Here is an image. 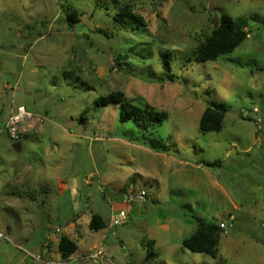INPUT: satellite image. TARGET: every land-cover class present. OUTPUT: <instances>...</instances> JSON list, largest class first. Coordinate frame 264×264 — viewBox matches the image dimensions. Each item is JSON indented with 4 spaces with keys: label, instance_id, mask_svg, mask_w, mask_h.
<instances>
[{
    "label": "rangeland",
    "instance_id": "1",
    "mask_svg": "<svg viewBox=\"0 0 264 264\" xmlns=\"http://www.w3.org/2000/svg\"><path fill=\"white\" fill-rule=\"evenodd\" d=\"M119 7L143 26L119 27ZM222 13L245 18L253 39L190 64ZM164 50L173 82L159 80ZM113 92L169 118L143 135L115 105L95 107ZM212 102L228 107L223 128L202 133ZM17 106L43 119L19 152L4 132ZM90 213L107 227L89 231ZM196 219L224 225L218 257L182 246ZM56 228L77 245L65 264L97 250L95 264H264V0H0V264H42Z\"/></svg>",
    "mask_w": 264,
    "mask_h": 264
},
{
    "label": "trees",
    "instance_id": "2",
    "mask_svg": "<svg viewBox=\"0 0 264 264\" xmlns=\"http://www.w3.org/2000/svg\"><path fill=\"white\" fill-rule=\"evenodd\" d=\"M113 15V20L123 29H139L143 26V20L131 14L127 7L117 8ZM67 19L70 22H78L76 13L72 11ZM219 25L212 29L210 34L204 38L199 46L192 50L186 60L191 63L215 62L231 54L236 48L243 44L248 36L246 31L247 20L239 17H232L222 13L219 17ZM159 63L161 66L160 81H174L173 63L176 60L175 54L171 50L159 51ZM95 107H104L106 105H115L117 107L118 121L122 124H130L143 135H153L164 121L169 118L166 111H159L145 105L144 107L136 106L129 102L122 93L113 92L106 97L95 100ZM228 107L223 102H212L208 105L198 122V129L202 133H217L223 128V122ZM20 142V141H19ZM149 148L157 152H165L164 145L158 141L149 140ZM145 144V142H144ZM168 150V149H167ZM30 199L36 198V192L31 191L28 194ZM27 198V197H26ZM196 228L194 232L182 241V246L192 253H203L212 258L219 256V241L223 235V230L214 222H206L200 219L195 220ZM89 231L97 232L107 227L104 218L97 214L91 213L88 223ZM154 241H147L148 252L152 250ZM77 250V245L69 237L61 235L58 239V252L61 261H68Z\"/></svg>",
    "mask_w": 264,
    "mask_h": 264
},
{
    "label": "built area",
    "instance_id": "3",
    "mask_svg": "<svg viewBox=\"0 0 264 264\" xmlns=\"http://www.w3.org/2000/svg\"><path fill=\"white\" fill-rule=\"evenodd\" d=\"M34 121L36 124L41 125L43 122V119L40 117H35L33 116L30 112H28L24 107L22 106H17L8 116V119L4 125V132L6 134V137L12 141L13 143L19 142L22 138V135L26 132L27 129L31 128V122ZM145 192L141 191L139 194L135 195L137 199H143L145 196ZM134 196H130V198H133ZM126 220V214L123 211H119L117 214H113L110 216V225L111 226H118L122 224L123 221ZM219 227L224 229L223 224H219ZM57 232V230H56ZM0 239H5L8 240V238L3 235L0 232ZM102 256L101 252L98 251L95 254L88 255V256H81L78 258L77 261L81 260H90L89 258H100ZM39 260L42 264H65L67 262H70L71 260L68 261H50V260H43L41 256L37 259ZM74 261V260H72Z\"/></svg>",
    "mask_w": 264,
    "mask_h": 264
},
{
    "label": "crops",
    "instance_id": "4",
    "mask_svg": "<svg viewBox=\"0 0 264 264\" xmlns=\"http://www.w3.org/2000/svg\"><path fill=\"white\" fill-rule=\"evenodd\" d=\"M252 36H253L252 34H251V37L248 35L246 40H252L253 39ZM37 128H39V127H37ZM37 128H32V127L29 128L27 131V134H25L26 138H28L30 136V131L32 132V131L36 130ZM22 181L23 180H21L20 183L23 184ZM27 200H30L32 203H35V204L38 203L37 199H35V198L30 199L28 196H27ZM231 219H234V217H231ZM89 220H90V217H88L87 226H88ZM56 229L58 230V232H56V230L48 231L45 229V235L46 236L44 238V248L42 249V252L40 255L43 260H50V261L60 260V255L58 252V239L61 235H65L67 237H69V236L67 234H64V232H62L59 228H56ZM69 238L73 241V239L71 237H69ZM98 251H100V250H97V252ZM78 264H95V262L93 263L91 260H81V261H78Z\"/></svg>",
    "mask_w": 264,
    "mask_h": 264
},
{
    "label": "water",
    "instance_id": "5",
    "mask_svg": "<svg viewBox=\"0 0 264 264\" xmlns=\"http://www.w3.org/2000/svg\"><path fill=\"white\" fill-rule=\"evenodd\" d=\"M211 24H212V28L216 29L219 25V19L217 16H215L212 20H211ZM12 148L14 151L19 152L21 150V143L20 142H15L12 145Z\"/></svg>",
    "mask_w": 264,
    "mask_h": 264
}]
</instances>
